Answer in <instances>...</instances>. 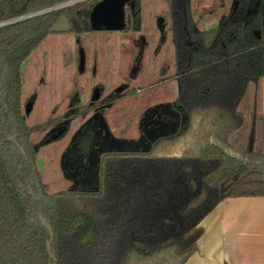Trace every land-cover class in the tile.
Returning <instances> with one entry per match:
<instances>
[{
  "label": "trees",
  "instance_id": "trees-1",
  "mask_svg": "<svg viewBox=\"0 0 264 264\" xmlns=\"http://www.w3.org/2000/svg\"><path fill=\"white\" fill-rule=\"evenodd\" d=\"M61 1L0 0V21ZM97 1L0 25V264H185L222 199L264 195L262 0H234L213 26L215 15L194 18L190 0H165L181 122L149 131L147 146L103 152L95 187L45 189L37 158L52 121L27 123L21 66L59 16L92 33ZM151 2L130 0L126 29H140ZM116 99L76 104L59 120L82 121Z\"/></svg>",
  "mask_w": 264,
  "mask_h": 264
},
{
  "label": "rangeland",
  "instance_id": "rangeland-1",
  "mask_svg": "<svg viewBox=\"0 0 264 264\" xmlns=\"http://www.w3.org/2000/svg\"><path fill=\"white\" fill-rule=\"evenodd\" d=\"M233 2L190 0V7L197 20L215 15L207 23L213 26ZM124 9L130 15V7ZM142 12L139 30L100 26L87 36L52 31L23 62L21 98L26 121L31 127L52 121L42 133L44 143L37 158L47 191L66 190L72 184L65 168L67 156L78 163L88 148L89 157L99 160L103 152L122 144L147 146L144 139L149 131L162 123L174 129L181 122L172 108L178 84L164 22L166 2L157 0L156 6L151 2ZM108 95L117 99L92 110L82 121L59 120L74 105ZM170 114L176 118L167 123ZM94 132L98 141L92 138Z\"/></svg>",
  "mask_w": 264,
  "mask_h": 264
},
{
  "label": "crops",
  "instance_id": "crops-1",
  "mask_svg": "<svg viewBox=\"0 0 264 264\" xmlns=\"http://www.w3.org/2000/svg\"><path fill=\"white\" fill-rule=\"evenodd\" d=\"M185 264H264V195L222 199Z\"/></svg>",
  "mask_w": 264,
  "mask_h": 264
},
{
  "label": "water",
  "instance_id": "water-1",
  "mask_svg": "<svg viewBox=\"0 0 264 264\" xmlns=\"http://www.w3.org/2000/svg\"><path fill=\"white\" fill-rule=\"evenodd\" d=\"M128 0H100L96 3L91 13V26L98 28L105 26L109 29H121L124 28L125 23V11L124 5ZM264 1V0H262ZM95 18L98 19V25L95 23ZM70 28L69 21L66 16L58 17L50 27L51 31L55 30H68ZM130 147H133L130 146ZM75 182L72 189L76 188L78 179L74 178ZM99 180L98 169L93 167L86 173L82 184H93ZM43 224L48 228L52 235V226L47 222L45 218H42ZM48 250L50 251V240L47 243ZM51 257L54 258V254L51 253Z\"/></svg>",
  "mask_w": 264,
  "mask_h": 264
},
{
  "label": "flooded vegetation",
  "instance_id": "flooded-vegetation-1",
  "mask_svg": "<svg viewBox=\"0 0 264 264\" xmlns=\"http://www.w3.org/2000/svg\"><path fill=\"white\" fill-rule=\"evenodd\" d=\"M78 1H81V0H71L69 3H67L66 5H62V6H58V7H54V8H51L47 11H51L53 9H57V8H62V7H65V6H69V5H73L75 3H77ZM100 1V0H98ZM97 1V2H98ZM125 5H128L130 7V0H128ZM125 5H124V8H125ZM38 9V8H37ZM36 10V9H34ZM34 10H31V11H28V12H32ZM125 11V9H124ZM26 12V13H28ZM46 12V11H44ZM26 13L24 14H21L19 16H16V17H13V18H10L8 20H1L0 21V25L4 24V23H7V22H11V21H16V20H19V19H23V18H26V17H30V16H33V15H37V14H40V13H35V14H30V15H25ZM42 13V12H41ZM60 17V16H59ZM126 20H127V13L125 12V23H126ZM126 26V25H125ZM26 60V59H25ZM24 60V61H25ZM23 65V63H22ZM21 71H22V66H21ZM79 104V103H78ZM102 108V107H101ZM100 109V108H98ZM99 127V120L97 122H95V128H98ZM104 139H106L107 137V133L106 131L104 130ZM92 138L93 140L95 141H98V137H96V133L94 132L92 134ZM10 139L14 140L15 141V137L12 138L10 136ZM98 145V144H97ZM106 145V143H104V146ZM103 146V145H101ZM90 148H88L86 154L84 153V156L81 160H79L78 163H73V158L72 157H66V162H65V168H66V172L67 174L69 175V177L72 179V184L70 185L69 188L72 189V186L74 185V178L78 179V182L76 184V188L75 189H72V190H76V189H86V188H92V187H95V184L96 183H93V184H82V181L84 180L85 176H86V173L89 171V169L95 167L98 169V163H99V160L96 159V157L92 156V157H89L91 155L90 153ZM72 159V160H71ZM39 166V165H38ZM98 174H99V169H98ZM99 181V180H98ZM33 192V190H31ZM42 216H41V220H42ZM48 222V221H47ZM55 257V256H54ZM52 258V257H51ZM54 259V258H52Z\"/></svg>",
  "mask_w": 264,
  "mask_h": 264
},
{
  "label": "built area",
  "instance_id": "built-area-1",
  "mask_svg": "<svg viewBox=\"0 0 264 264\" xmlns=\"http://www.w3.org/2000/svg\"><path fill=\"white\" fill-rule=\"evenodd\" d=\"M71 0H63L61 2H58V3H55L53 5H49V6H45V7H41V8H38L32 12H28L26 13L25 15H30V14H35V13H41V12H44V11H47L51 8H54V7H58V6H62V5H66L67 3H69Z\"/></svg>",
  "mask_w": 264,
  "mask_h": 264
}]
</instances>
